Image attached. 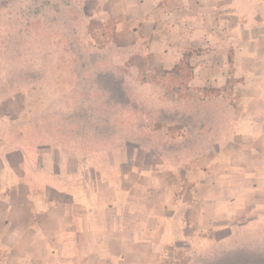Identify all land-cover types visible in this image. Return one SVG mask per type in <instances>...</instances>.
<instances>
[{
	"label": "crops",
	"instance_id": "1",
	"mask_svg": "<svg viewBox=\"0 0 264 264\" xmlns=\"http://www.w3.org/2000/svg\"><path fill=\"white\" fill-rule=\"evenodd\" d=\"M139 4L145 70L170 85L145 97L157 106L141 125L145 163L172 158L182 177L149 169L145 185L63 183L55 199L53 171L38 188L28 177L39 158L0 146V264H246V249L264 250L248 246L264 236H246L264 226V0ZM167 99L198 107L164 114ZM181 178L194 184L184 203Z\"/></svg>",
	"mask_w": 264,
	"mask_h": 264
},
{
	"label": "rangeland",
	"instance_id": "2",
	"mask_svg": "<svg viewBox=\"0 0 264 264\" xmlns=\"http://www.w3.org/2000/svg\"><path fill=\"white\" fill-rule=\"evenodd\" d=\"M139 1L0 0V146L39 158L28 177L38 188L53 171L55 199L63 183L70 189L145 185L149 169L182 177L172 158L145 163L141 125L145 109L157 107L145 97L170 85H155L145 70V35L133 31L144 22ZM165 105L164 114L198 107L168 99ZM123 172L140 176L123 181ZM182 179L174 199L184 203L194 184ZM254 232L264 236V226L247 228V240ZM257 244L248 246L264 247ZM196 250L209 246L197 242ZM246 250V264H264V250Z\"/></svg>",
	"mask_w": 264,
	"mask_h": 264
},
{
	"label": "trees",
	"instance_id": "3",
	"mask_svg": "<svg viewBox=\"0 0 264 264\" xmlns=\"http://www.w3.org/2000/svg\"><path fill=\"white\" fill-rule=\"evenodd\" d=\"M175 71L178 72V69H176Z\"/></svg>",
	"mask_w": 264,
	"mask_h": 264
}]
</instances>
